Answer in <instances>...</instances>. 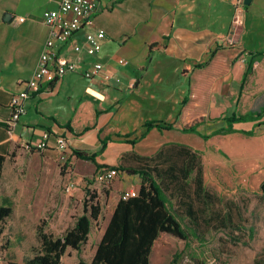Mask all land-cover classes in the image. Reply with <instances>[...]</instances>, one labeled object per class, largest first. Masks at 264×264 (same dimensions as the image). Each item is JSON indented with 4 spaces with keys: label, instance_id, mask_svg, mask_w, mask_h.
I'll list each match as a JSON object with an SVG mask.
<instances>
[{
    "label": "crops",
    "instance_id": "crops-1",
    "mask_svg": "<svg viewBox=\"0 0 264 264\" xmlns=\"http://www.w3.org/2000/svg\"><path fill=\"white\" fill-rule=\"evenodd\" d=\"M99 1L94 20L74 39L84 45L87 34L104 32L100 53L94 57L77 54L71 44L58 43L56 50L64 60L79 61L78 71L30 97L27 114L10 129L5 120L10 116L11 97L25 89L37 69L50 36L44 13L57 5L47 0H0V155L16 145L24 149L26 143L39 142L45 132L51 133V146L56 136L67 137L71 160L77 158L74 150L98 152L101 140L111 137L113 141L96 159L104 168L124 164L126 154L152 155L163 145L177 142L164 141L157 151L146 154L138 151V144L158 131L153 129L135 146L126 143L118 135L130 134L129 139H134L142 134L135 137L129 128L128 132L123 129L135 126L136 114L168 116V121H151L176 123L179 128L187 116H212L218 111L213 101L241 82V71L251 56H257L254 66L264 62V0H252L250 5L245 0ZM21 17L24 22L19 21ZM224 41H242L245 49H217ZM155 43L164 44L166 50L151 53L149 47ZM121 59L128 64L121 65ZM94 62L104 65L110 80L82 75ZM206 62L204 67L198 66ZM236 66L239 74H235ZM61 93L69 94L66 121L59 117ZM86 109L94 116L88 124L80 119ZM178 116L180 122L176 121ZM172 131L176 130L158 132ZM48 153L59 156L52 148L41 154Z\"/></svg>",
    "mask_w": 264,
    "mask_h": 264
},
{
    "label": "rangeland",
    "instance_id": "rangeland-1",
    "mask_svg": "<svg viewBox=\"0 0 264 264\" xmlns=\"http://www.w3.org/2000/svg\"><path fill=\"white\" fill-rule=\"evenodd\" d=\"M246 67L247 64L241 71V82ZM234 69L235 74H239L240 68L236 66ZM241 82L232 87L233 91L217 96L213 107L218 111H213L212 116H187L185 123L181 120V125L203 122L199 125L200 132L210 136L227 128L228 119L234 115L239 117L262 111L264 62L260 67L254 66L243 88ZM68 95L61 93L58 98L59 117L63 121L68 120ZM90 111L86 109L81 113L82 123L88 124L94 119ZM32 114L37 115L35 109ZM136 117L135 126L131 124L123 128L125 132L129 128L135 137L143 132L142 125L146 121L169 120L168 116L155 118L136 114ZM255 124L237 122L233 125L235 133L218 134L208 140L177 130L169 133L155 131L138 144V151L145 154L157 151L156 147L164 141L185 144L201 152L203 185L206 194L211 196L197 197L194 179L191 180L187 189L196 212V218H193L187 214L188 207L184 203L189 202L187 196L183 201L177 186L161 183L170 199V207L190 238L185 242L162 234L153 247L152 264H256V261L264 260V192L261 190L264 183V124ZM243 131H254L255 135L247 136ZM0 157L4 158L0 206L8 204L12 207L11 216L0 222V264L24 263L41 253L40 228L54 238L64 236L79 217L90 213V200L95 195L101 214L97 221H93L88 242L79 252L68 249L62 258V264H78L80 260L90 263L120 195L140 188L139 176L125 174L110 189H104L95 181L96 174L104 166L98 167L77 158L64 165L53 153L44 155L22 149L19 145ZM139 163L145 162L127 158L123 165L139 166ZM114 166L122 169L121 165Z\"/></svg>",
    "mask_w": 264,
    "mask_h": 264
},
{
    "label": "trees",
    "instance_id": "trees-1",
    "mask_svg": "<svg viewBox=\"0 0 264 264\" xmlns=\"http://www.w3.org/2000/svg\"><path fill=\"white\" fill-rule=\"evenodd\" d=\"M239 48L245 49L242 41L238 43H229L224 41L218 45L217 49ZM150 52H164V44H151ZM215 52L210 53L213 56ZM261 55V54H260ZM256 56V55H255ZM247 62L246 71L242 78L241 87L245 85L247 79L253 72L255 57ZM207 63L198 65L204 67ZM187 99L184 100V104ZM181 116H178L177 122H180ZM254 122L256 126L264 124V109L260 112H249L246 115L237 117L234 115L228 119V127L214 132L212 135H203L198 129L203 122H197L191 126H176V123L150 121L144 126V131L139 137L129 139L130 134L118 135L124 141L135 146L147 137L151 130L157 129L160 132L178 130L183 133H193L201 138L208 140L210 137L218 134H231L236 130L233 128L235 123ZM72 129L71 125L67 126ZM244 135L254 136V131H243ZM113 141L111 137L101 140V148L98 152L87 153L80 150H74L73 155L80 160L92 162L98 167L102 166L97 163V157L104 153L107 145ZM37 152L36 150H33ZM201 152L193 150L192 147L181 143H168L163 145L154 156H142L138 154H126L125 160L145 162L139 163V166L121 165V172H126L132 176L141 178L138 196L128 200L118 202L109 224L104 232L101 242L97 246L95 255L90 263L80 260L78 264H152L151 255L155 242L162 234H166L187 242L190 238L188 232L183 227L176 213L170 207V199L167 197L162 187L163 183L167 186H177L181 193V200L187 196L189 202L187 205V214L196 218V212L193 208L192 195L187 187L192 179L195 184V194L201 199L211 197L206 194L203 185V166L201 162ZM4 158L0 157V179L2 177ZM104 168V167H103ZM115 168V167H108ZM123 172V173H124ZM264 192V183L261 185ZM97 196L91 197L90 213L86 212L79 217L75 225L69 229L62 237L54 238L40 228L39 238L41 241L42 251L24 263L10 262L8 264H62V258L68 251L73 249L80 251L85 245L91 234L93 221H97L101 214L99 203L95 202ZM185 201V200H183ZM12 214V207L8 204L0 206V222L5 221ZM175 263V260H174ZM256 264H264V260L256 261Z\"/></svg>",
    "mask_w": 264,
    "mask_h": 264
},
{
    "label": "built area",
    "instance_id": "built-area-1",
    "mask_svg": "<svg viewBox=\"0 0 264 264\" xmlns=\"http://www.w3.org/2000/svg\"><path fill=\"white\" fill-rule=\"evenodd\" d=\"M56 3L55 9L47 10L44 13V22L50 29V36L40 55L37 69L32 78L26 83L25 89L17 94H13L10 100V116L5 120L8 128H13L20 119L27 114L26 102L30 97L38 94L44 87L59 82L67 74L78 71L79 61H66L57 52L58 43L71 44L77 54L85 52L88 56L94 57L102 49V41L106 35L102 31H95L86 35L85 44L80 45L74 37L83 31L94 20L99 10V0H47ZM24 22L25 18H19ZM121 65H127V60H119ZM87 79H94L102 76L104 80L111 79V75L105 73L102 63L94 62L82 72ZM50 132H45L42 139L35 143H26L24 149L28 151L36 150L43 153L52 148L58 152L59 161L64 165L71 158L69 140L66 136H56L54 145H50ZM117 168H103L96 176L95 181L104 189H110L112 184L123 175ZM70 191V189H68ZM138 196V191L130 190L123 192L122 200H128Z\"/></svg>",
    "mask_w": 264,
    "mask_h": 264
},
{
    "label": "water",
    "instance_id": "water-1",
    "mask_svg": "<svg viewBox=\"0 0 264 264\" xmlns=\"http://www.w3.org/2000/svg\"><path fill=\"white\" fill-rule=\"evenodd\" d=\"M251 1H252V0H245V4H246V5H250Z\"/></svg>",
    "mask_w": 264,
    "mask_h": 264
}]
</instances>
